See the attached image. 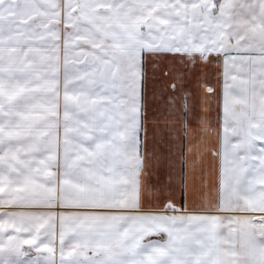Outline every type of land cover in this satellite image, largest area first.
Returning a JSON list of instances; mask_svg holds the SVG:
<instances>
[{
	"label": "snow or ice",
	"instance_id": "obj_1",
	"mask_svg": "<svg viewBox=\"0 0 264 264\" xmlns=\"http://www.w3.org/2000/svg\"><path fill=\"white\" fill-rule=\"evenodd\" d=\"M0 264H264V0H0Z\"/></svg>",
	"mask_w": 264,
	"mask_h": 264
},
{
	"label": "crops",
	"instance_id": "obj_2",
	"mask_svg": "<svg viewBox=\"0 0 264 264\" xmlns=\"http://www.w3.org/2000/svg\"><path fill=\"white\" fill-rule=\"evenodd\" d=\"M206 70V69H205ZM159 103H163L164 101L163 100H160V101H158Z\"/></svg>",
	"mask_w": 264,
	"mask_h": 264
}]
</instances>
